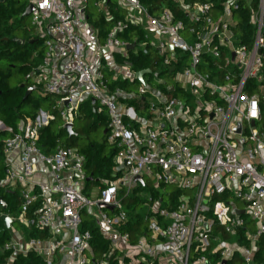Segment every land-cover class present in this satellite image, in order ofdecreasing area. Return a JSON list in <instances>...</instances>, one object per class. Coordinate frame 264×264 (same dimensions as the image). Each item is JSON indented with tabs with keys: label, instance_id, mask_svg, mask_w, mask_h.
Here are the masks:
<instances>
[{
	"label": "built area",
	"instance_id": "2783aa9c",
	"mask_svg": "<svg viewBox=\"0 0 264 264\" xmlns=\"http://www.w3.org/2000/svg\"><path fill=\"white\" fill-rule=\"evenodd\" d=\"M23 1L33 7L30 22L43 42L32 82L56 101L15 129L0 123L7 134L0 185L19 193L16 221L47 234L27 238L11 228L6 264L29 252L42 264H254L264 239V0H175L182 18L165 8L152 14L141 0H115L124 21L103 44L90 35L92 51L90 0ZM92 5L110 18L108 0ZM244 8L252 29L248 43L237 30ZM128 23L144 29L163 65L180 66L168 84L153 77L164 90L147 86L145 75L134 93L108 88L111 81L135 79L129 66L113 62L114 54L127 55L129 44L111 36ZM103 48L111 58L108 71L100 61ZM120 97L145 100L147 115L140 117ZM91 98L95 112L108 118L107 142L117 148L112 179L94 191L86 187L85 158L77 148L46 155L37 145L40 130L56 118L73 128L80 104ZM165 187L176 190L174 203ZM123 199L147 207L142 213L135 207L131 218ZM84 215L109 243L99 257L82 227ZM135 216L145 230L132 239L123 228Z\"/></svg>",
	"mask_w": 264,
	"mask_h": 264
},
{
	"label": "trees",
	"instance_id": "16d2710c",
	"mask_svg": "<svg viewBox=\"0 0 264 264\" xmlns=\"http://www.w3.org/2000/svg\"><path fill=\"white\" fill-rule=\"evenodd\" d=\"M93 1V0H90ZM186 3H210L220 4L225 0H183ZM141 2L150 10V13L155 14L163 8L172 11L177 18H182L183 15L178 11V6L175 0H141ZM26 8V3L23 0H5L0 4V123L4 127L16 128L18 122L24 117H34L38 104L34 105L35 111L24 112V105L32 102V93L39 89L34 87L32 82V73L37 69L41 59V52H35V46L40 42L36 37H18L16 32L20 30V24L24 23L25 17L23 12ZM108 8L110 18H106L103 14H89L87 11V22L97 30V41L104 43L108 34L113 29L116 22L124 21L122 11L116 8L112 0H108ZM237 15L240 18L238 31L243 35L244 43L249 42L252 29L249 24L250 12L244 8L239 10ZM20 38L24 40L22 46L13 43L12 39ZM117 38L129 45L135 44L132 50L128 49L127 55L122 57L114 54L113 59L115 64L127 65L133 72L140 70H150L151 74L145 75L147 82L152 83L153 87H158L164 90L162 85L157 84L153 77L162 79L166 84L171 82L173 73L180 69L176 65H163L162 57L154 50L145 39V31L139 25L127 24L124 29L118 33ZM31 42V43H30ZM146 43L143 50L137 49L140 43ZM16 71L20 77L14 87L9 85V79L12 71ZM139 82L137 80H114L109 82L108 88L113 92L115 89L125 93L136 92ZM28 88H33L32 93L24 99L25 92ZM40 90V89H39ZM44 98L48 96L44 95ZM121 103L128 107L146 109V101L137 100L134 98H119ZM52 102L49 110L54 105ZM47 109V110H48ZM75 123L78 124L77 128ZM109 121L105 114L93 113L90 100H85L79 106L78 114L73 123V134L69 135L63 129L58 118L51 122L47 127L40 130L37 145L43 154L49 155L57 148H77L78 152L84 156L85 163L83 169L87 178L91 180L86 183L89 187H102L104 181L112 179L113 172V157L117 152V148L107 142ZM105 131V133H104ZM7 138L4 131H0V183L4 179L6 166L4 164L3 143ZM86 141L80 145L79 141ZM0 264H6L8 258L12 255L11 251H5L4 246L10 240V229H6L2 215H7L12 219L18 215L20 208V197L17 190H10L0 185ZM132 200V201H131ZM126 200L124 205L127 213L132 218L134 208L138 203L136 200ZM29 217L33 215L29 214ZM17 223V222H16ZM84 229H88L91 235L90 245L94 255L99 257L109 250V243L100 234L98 228L89 220H84ZM145 228L143 222L135 216V219L130 224H127L123 231H128L132 239L135 234H143ZM46 232H36L35 230L27 231V238H45ZM241 243V242H240ZM257 252L254 255V264H259L264 255V239L260 238L257 244ZM239 259L227 262L226 264H240ZM12 264H42L41 259L32 252L26 255L17 254Z\"/></svg>",
	"mask_w": 264,
	"mask_h": 264
},
{
	"label": "rangeland",
	"instance_id": "374dc122",
	"mask_svg": "<svg viewBox=\"0 0 264 264\" xmlns=\"http://www.w3.org/2000/svg\"><path fill=\"white\" fill-rule=\"evenodd\" d=\"M26 6H27V3H26ZM88 13L89 14H92V15H97V10L93 7L92 1L89 2ZM19 26H20V30L18 32H16V35L18 37H22L23 36L25 38L26 37H28V38H34L38 34V28L33 27L31 25V22H30V18L29 17L25 18L24 23L20 24ZM90 37L91 36L89 35L88 39L91 42V38ZM38 40H40V42L38 44H36L34 50H35L36 53L41 52V58H42V56H43V42H42L41 39H38ZM93 48H94L93 47V43L91 42V44L88 45V49H89V51H92ZM40 62H41V59H40ZM117 70L118 69H114V71H117ZM11 71H12V75H11V77L9 79V85L11 87H14L20 77L17 75L16 71H14V70H11ZM145 80H147V79L145 78ZM149 83L150 82H147L146 85L147 86L148 85L149 86H152V83H150V84ZM31 99H32L31 100L32 102L24 105V107L22 108V111H24V112H32V111H35L34 105L37 103L39 105L38 106L39 108L36 110L37 111L36 114H37L39 110L46 111L49 108V106L51 105V103L56 101V99L53 98V97H51V96H48V98H44V95L42 94V92L39 89H36L32 93ZM77 127H78V124L75 123V127L74 128H77ZM85 142L86 141H84V140L83 141L80 140L78 143L80 145H83ZM86 187H87V189H90L91 188L88 185ZM92 189H94V188H91L90 190H92ZM144 189H145V191H147L148 190L147 189V186ZM168 193L171 194V196H172V202L174 203V201H176V195H177L176 190L174 188H172V187H165L164 188V194H168ZM239 206L241 207L240 204H239ZM146 207L147 206H144V205H141L140 204L137 207V211H139V212L142 213V212H144V210H145ZM83 219L84 220H88L89 217L87 215H84L83 216ZM246 219H247V217H246ZM12 228L15 229V230H17L18 232H21L22 231L21 230V226L18 225V223H16V222L12 223Z\"/></svg>",
	"mask_w": 264,
	"mask_h": 264
},
{
	"label": "water",
	"instance_id": "95a60500",
	"mask_svg": "<svg viewBox=\"0 0 264 264\" xmlns=\"http://www.w3.org/2000/svg\"><path fill=\"white\" fill-rule=\"evenodd\" d=\"M5 0H0V4L4 3ZM33 7L31 5H27L24 12H23V17L27 18L29 17V14L30 12L32 11ZM113 39H116L117 37V31H114L112 36H111ZM12 42L13 43H16L20 46H22L24 44V40L20 39V38H14L12 39ZM31 43V42H30ZM135 47V44H131V45H128L127 46V49L129 50H132L133 48ZM106 49L103 48L102 49V52H105ZM151 74V71L146 69V70H140L138 72L135 73V79L140 83L142 84L143 83V76L144 75H149ZM33 91V88H28L25 92V95H24V99H26ZM90 103H91V106H92V112L95 113V100L93 98L90 99ZM63 129L66 130V132L69 134V135H72L73 134V128H72V125L70 124H66L63 126ZM105 133V131H104ZM127 165V162L125 163ZM91 179L90 178H87L86 181H90ZM134 181H139V182H142L141 178L140 177H137L134 179ZM1 199H0V203H1ZM99 208L100 209H104V210H109L111 211L112 208L108 205H105V204H100L99 205ZM240 214H242V212H239ZM1 220L3 221L4 223V226L6 229H9L10 228V225L12 223H14V220L12 218H10L9 216L7 215H2L1 216ZM222 264H225V262H222Z\"/></svg>",
	"mask_w": 264,
	"mask_h": 264
},
{
	"label": "crops",
	"instance_id": "0c3cea01",
	"mask_svg": "<svg viewBox=\"0 0 264 264\" xmlns=\"http://www.w3.org/2000/svg\"><path fill=\"white\" fill-rule=\"evenodd\" d=\"M114 3H115V0H112ZM89 24V23H88ZM89 26H91L90 24H89ZM91 28L93 29V31H91V32H87V34H88V36L89 35H92V34H94V35H96V37H97V30L94 28V27H92L91 26ZM35 37H37L38 38V36L36 35ZM39 39V38H38ZM97 39V38H96ZM97 43L98 44H103V43H99L98 41H97ZM94 47V46H93ZM137 49H140L139 48V46L137 45ZM107 53V50L105 51V52H102V57L100 58L101 60V63H102V65L104 66V70H106V71H108L109 70V65H111V58L109 57V55H107L106 54ZM91 55V54H90ZM113 62H114V60H113ZM115 63V62H114ZM108 76H112V72H108ZM122 104H124V103H122ZM136 110H138V114H139V116L140 117H145L146 115H147V113H146V111H141V109L139 108V109H136ZM86 179H87V177H86ZM86 183H88V181H86ZM92 188V187H91ZM90 188V189H91ZM97 187H94V189H92L91 191H93V190H95ZM90 189H88V190H90ZM14 220V222H17L16 221V217H15V219H13ZM18 223V222H17ZM18 225H20L19 223H18ZM21 226V225H20ZM11 228H12V224L10 225V230H11ZM13 229V228H12ZM15 230V229H14ZM21 233H24V234H26V230L21 226ZM17 231V230H16Z\"/></svg>",
	"mask_w": 264,
	"mask_h": 264
}]
</instances>
